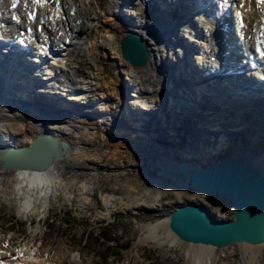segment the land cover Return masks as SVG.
<instances>
[{"label": "bare ground", "instance_id": "bare-ground-1", "mask_svg": "<svg viewBox=\"0 0 264 264\" xmlns=\"http://www.w3.org/2000/svg\"><path fill=\"white\" fill-rule=\"evenodd\" d=\"M208 1L212 2V0H197L193 3V7L191 5L188 7L189 11L194 9L198 14L197 17L191 18L190 23H194V25L197 27L199 26V28L202 27V30H204V34L198 39L186 38L179 40L177 28L186 20V17L184 14H180L175 20H167L161 15L162 8L155 6L154 0H39V2H37V0H0V33L11 35V32L16 28L18 31H14L15 36H20L25 32H29L32 37L35 38L37 36L41 38L37 39L36 42L30 39L27 41L38 44L40 48L37 49L39 51L42 49L43 53L47 55L45 57L49 58L48 53L50 54L51 51L58 55L56 57H59V54H62L60 50H63L65 47L62 46V48L59 49L57 43L50 41L44 36L43 30L49 31L48 33L59 40H61L63 32H65L64 36H66V39L75 40L76 38H81L83 40L85 34L79 36L76 32L77 25L75 24L76 18L79 17L78 14L83 13L88 20L89 32H95V36H98L99 32L110 33L108 37L101 36L102 40L97 44L95 43L94 47H101L105 51H110L120 60L121 69L118 68L116 72L118 83L112 82L109 86L112 93L118 94V85L122 86V84L129 85V92L130 89L131 91L134 90V93L132 92V95H134L133 98L130 99L128 97L130 93H125L124 96H122L123 109H126L124 108L126 99L129 98L127 102L132 110L130 113L132 114L130 121L127 119L129 113H127L126 116V111L124 110L125 113L123 112L122 115L113 116L114 123L113 126L111 125V128H105L106 131H109L107 136H114V139L111 138L114 143H119L121 139H123L122 135L124 133V135H126L124 138L131 137L130 141L133 142V144L135 143V147L145 144L143 146L145 151H154L157 156L159 155L157 163L162 167L163 174L165 173L164 175L172 176L176 179L177 183L181 182L180 184L183 185H186L185 178L183 175V177L179 175L176 170V162L179 158H189L191 160H196L198 158L200 163H204L215 158L222 159L229 155H238L242 156L247 163L257 167L259 171L264 172V118H262L264 116V102H262L264 101V91H262L264 83L260 87L258 85L260 83H251L254 85L250 86L245 84L246 87H243L238 81L230 82L232 81L231 76L237 73H233V70L236 69V65L239 71L242 69V66L238 63L232 65L230 62L228 50L230 47L232 53V45H236L234 43L236 39L232 36H230V38L225 36V33H230L228 26H233L234 31L238 35H236V37H238V41L241 44L239 51H233V56L238 57L237 59L240 60L241 58H246L242 56V53L248 51V53H251L253 56L250 62L252 67L256 69L254 74L256 73L259 76H263L264 56H261V52H264V0H214L212 9H216L217 6L221 7V5L223 8L225 7V11L217 10L216 12L211 9ZM167 2L169 4L173 3L175 7H178L180 0H167ZM196 9L199 12H197ZM204 12H209V14L205 16L202 14ZM25 16L28 19H26ZM22 19H24V21H22ZM198 19L200 20L196 21ZM218 21L220 22L218 23ZM238 22H242V25ZM129 29L138 33L139 36L144 39L148 47L149 56L143 65H133L123 58L121 54L119 45L120 38L123 33ZM208 30L210 34H208ZM220 30L223 33H220ZM218 32L220 37L217 36V38L219 39L215 37ZM177 40L179 42H177ZM20 41L26 40L22 39ZM182 41L184 44L190 42L192 45L194 42L198 45L197 53L195 52L193 58L194 64H192V66H188L184 60H179L177 57H175V61H171L172 59L170 60L169 58L175 55L174 51L177 48H179L182 53H186L187 51L189 53L192 52L190 48L191 45L189 46L188 44L187 48V44L184 45ZM33 43L31 44V48L35 49ZM47 45H49L47 49L48 53L45 50ZM94 47L93 51L95 49ZM64 56L65 54L58 62L52 59L54 63H52L49 68L53 69L57 66L61 69H69L66 64V57L64 58ZM21 59L25 61V58L21 57ZM32 59L36 60L35 68L39 66V63L44 64L47 61L42 54L39 58L32 57ZM205 62L209 64L205 65ZM46 64H48V62ZM3 65L6 67L9 66V64L5 62H3ZM197 65L201 66V71H196L195 68ZM215 67L219 69L218 71L223 73L222 86L217 87V93L210 94L211 96L207 99L209 103L214 104L220 109L215 110L211 114H207L208 117L204 118L205 121L203 117L198 118L200 124L199 121H197L198 123L194 121L197 115H193V112L188 110L189 108H185L187 112L186 118L191 122L194 121L188 125L192 139L186 151L180 153L181 150H178V152L173 148L162 149L157 145L150 144L148 139L139 141L135 135L126 134V131H124L126 129L122 126L124 122L128 123L127 125L131 130L136 129L138 133L150 139L151 136L144 134L143 129L146 120L151 116V122L158 123L159 126H162L160 120H167L166 122L169 123L171 127L176 125L175 119L177 116H180L178 119L181 118L182 112L180 108L184 107L183 105L185 102V98H183V92L185 91L183 89L185 88L182 87V83L185 84L186 81L191 79L196 83L195 85H197L198 82L202 83V87L207 86L209 88H214L213 86H209L205 81L212 79L213 75L215 78L220 77V74L211 73ZM220 68L222 69L220 70ZM24 72L25 71L19 72L18 69L12 67L7 68L2 73L0 72V76H4V79H1V84H5L6 81H8L4 88H0V92L5 95L4 93L15 86L22 78L26 80L27 76ZM19 73H23L21 76L22 78ZM66 74L69 75L72 73L67 72ZM32 78L33 76L31 75V78L25 82L31 81ZM244 88H250L251 92L260 97L263 95V97H261L262 101L260 100L261 105L254 100H248L246 95L242 92L246 90ZM21 91L24 96L29 94V92L24 89ZM230 91L232 94L238 92L234 95L236 99L233 98V96L230 97L231 95L228 94ZM119 92L123 95L122 88ZM18 93L19 92L16 90V96ZM140 93L146 94L147 98H137ZM197 94H199L197 95L198 97L203 99L204 96L201 91ZM24 96L22 95L21 99H24ZM229 98H233L238 104L233 100L230 102L231 100H229ZM16 99H18V97ZM226 101H229L231 106L235 104L236 106L239 105L238 109H235L234 113L229 106L228 109H224ZM179 103L181 105H179ZM162 105H165L168 111L157 113L159 112L158 106ZM178 105L180 108L174 109ZM18 107V109H22L24 106L18 105ZM147 107L151 110H147ZM246 108L249 110L250 108L253 109L254 113L252 114L249 110H245ZM34 109H38L37 106ZM36 111L37 110L33 112ZM19 112H13V116L9 117L0 110V143L2 142L0 150L10 143H29L35 134L41 132H49L57 136L59 140L65 139L68 142V148L64 149L60 156H55L53 163L45 170L10 169L0 166V193L2 192L1 194H3H0V200L3 198L10 202V197H14L18 200V213L21 217H29L31 214H36L39 219L46 215L49 204L59 191L57 188L64 187V181L61 179V170L59 167L64 164L66 159L70 161L73 160L74 166L82 167V164L85 162V156H83L84 154L79 155L75 152L68 153L73 150L72 142L69 138L71 134L69 135V132H67L64 127H60L51 122V120H60L59 116L45 112L41 116L42 119L46 120L44 123L39 122L34 124L31 122L29 129H27L24 128V124H20L21 126L19 125V122L22 121V119L19 118L21 114H18ZM249 115H251L250 117L252 118H250ZM230 116L233 118H230ZM245 116L250 119H246ZM243 117L247 122L239 123L240 118L242 119ZM228 119H230V121L233 119V121L229 122ZM229 126H231L232 129ZM196 134L198 137H195ZM246 137L252 138L253 141L249 144L250 146H254L253 148L244 143ZM240 139H242V142ZM127 142L126 145H128ZM117 145L118 144H116V146ZM227 145V150H223ZM199 147L202 150L201 152H199ZM231 148L234 149L230 150ZM228 150H230V152ZM114 152L110 155L113 156L115 154ZM222 152L226 154L224 155ZM105 154L107 153L101 148H97L90 159L96 160L97 158H102ZM177 178L182 180L178 181ZM87 179L88 178L82 182L81 186L82 189L86 191L89 189L87 182L90 183ZM75 181H77L75 180V176H72L67 182V186L73 184ZM200 192L204 194V192ZM158 193L157 195L160 197V192ZM111 199L112 197H105L108 206L114 204L111 203ZM143 200L146 202L148 199L143 198ZM157 201L158 200H152L154 203H149V205L154 206L157 204ZM140 203L141 202L138 200L135 202V205ZM135 205L132 204V206ZM141 235V239L129 255L128 264H131V262L132 264H139L137 256L146 245L159 248L167 259H173L178 257L179 254H182L186 262L185 264H220L223 257L231 254L233 250L229 246L234 244L240 245L243 249L244 264H258V257L253 251L249 259L246 257L245 252H247L248 249H252L253 246L263 245L264 247V241L257 244L233 242L221 247L184 241L169 228L167 217L154 223L144 224ZM33 245V242L29 241L24 244V247L11 253L0 251V258L4 259V264L14 262L22 264H55L49 262L51 259L60 264H88L86 259L80 261L71 258L66 261L65 256H68L70 249L60 250L56 255L49 257V260L45 258V249L41 250L36 245Z\"/></svg>", "mask_w": 264, "mask_h": 264}, {"label": "rangeland", "instance_id": "rangeland-1", "mask_svg": "<svg viewBox=\"0 0 264 264\" xmlns=\"http://www.w3.org/2000/svg\"><path fill=\"white\" fill-rule=\"evenodd\" d=\"M78 16L75 20L76 32L79 36L85 34L83 40L81 38L66 39L65 32L62 33L61 40H59L48 33L49 31L43 30L44 36L57 43L59 49L62 46L65 47V51L64 49L60 51L63 55H67L66 64L69 68L61 69L57 66L53 69L49 68L48 71L52 75L51 82L53 84L49 87L46 83L49 84L50 82H43L47 87L46 90L52 95L59 94L63 97L64 94L70 104L73 102L79 106L77 107L78 111L65 109V111L58 112L53 110L52 105L35 102L30 100L28 96L25 100L14 99L6 96V94L3 95L1 92L0 110L9 117L13 116V112L20 111L18 114L21 113L19 118L22 121L19 122V125L24 124V128L27 129H29L31 122L34 124L44 123L46 120L42 119L41 116L45 112L59 116L60 120H51V122L64 127L69 135L71 134L69 138L73 150L68 153L84 154L85 162L80 167L74 166L73 160L66 159L64 164L59 167L64 187L57 188L59 191L49 204V209L44 217L38 219L36 214L21 217L18 213L19 203L16 198L10 197V202L1 198L0 251L11 253L21 249L24 244L31 241L33 246L36 245L41 250H46L45 258L48 259L62 249H70L68 256H65L66 261L73 258L80 261L86 259L88 264H128L130 253L142 237L143 225L167 217L169 210L179 203L186 201L203 202L217 215L231 218V205L224 195L203 194L192 187L180 184L181 182L178 184L175 178L163 174L162 167L157 163L159 155L157 156L154 151H145L143 149L145 144L135 147V143L130 141L131 137H126L127 140L124 138L126 136L124 133L123 139L119 143L112 141L114 136H107L109 131H106L105 128L113 126V116L122 115L119 114L123 103L122 96L125 93H130L128 97L131 99L134 96L132 95L134 90L131 91L130 89L129 92V85L122 84V86L118 85V94L112 93L109 86L112 82L118 83L116 72L118 68L121 69L120 60L110 51H105L101 47H94L95 43L97 44L102 40L101 36L108 37L110 33L99 32L98 36H95V32L88 31L89 24L85 15L80 13ZM26 19L28 18L26 17ZM209 32L208 30V34H210ZM203 34L204 30L201 29L199 35L193 36V38H201ZM182 43L184 44L183 41ZM188 44L191 45L190 42ZM93 47L95 48L94 51ZM37 48H40L38 44ZM36 54L47 56L42 49L37 50ZM36 57L39 58V56ZM67 72L72 74L67 75ZM3 77L0 76V84L1 79H4ZM6 83H2L1 88H4ZM55 86L56 88H54ZM121 88L123 95L119 92ZM78 89L80 91H76ZM24 90L28 91L29 94L30 92H37V89L31 86L25 87ZM13 92L16 95V90ZM139 97L147 98L144 93H140ZM129 98L126 100L129 101ZM22 102L23 104H19ZM24 104L28 108L18 109V105L25 106ZM36 106L38 109H34ZM163 106L165 105L158 106V109L167 110ZM35 110L37 111L33 112ZM127 113L126 111V115ZM245 118L243 117L239 123H246ZM166 121L160 120L162 126L151 121L145 122L143 131L144 134L151 136L150 139L138 133L136 129L131 130L127 125L128 123L124 122L122 126L126 129L124 130L126 134L135 135L139 141L148 139L150 144L157 145L162 149L173 148L176 151L181 150L180 153L186 151L192 139L190 130L183 129L180 125L171 127ZM195 137L198 135L196 134ZM240 141L242 142V139ZM252 141L251 137H246L244 143L250 146L249 143ZM1 143L0 146H2ZM116 144L118 145L116 146ZM227 147L228 145L223 150H227ZM250 147L253 148L254 146ZM97 148H101L107 154L103 155L102 158H97L99 160L90 159ZM198 149L199 152L202 151L200 147ZM230 150L228 151L230 152ZM113 152L115 154L111 156L110 154ZM196 161L199 162L200 160L197 158ZM72 176H75L77 181L67 186V182ZM86 178H88L87 181H90V183L87 182V186H89L87 191L81 187ZM177 180L182 179L177 178ZM158 192H160V197L157 195ZM106 196L112 197L111 203L114 204L108 206L105 201ZM143 198L148 200L144 202ZM138 200L141 203L135 205ZM152 200H158L157 204L150 206L149 203H154ZM105 235L110 237L106 238ZM9 236L12 239H9ZM5 241L7 242L5 243ZM229 247L233 251L227 255L228 257H223L220 264H244V251L241 246L234 244ZM252 251L258 257V264H264L263 245L248 249L245 252L248 259ZM137 260L139 264L186 263L182 254L176 258L167 259L159 248L150 245L144 246L142 252L138 254ZM49 262L60 264L53 259Z\"/></svg>", "mask_w": 264, "mask_h": 264}, {"label": "water", "instance_id": "water-1", "mask_svg": "<svg viewBox=\"0 0 264 264\" xmlns=\"http://www.w3.org/2000/svg\"><path fill=\"white\" fill-rule=\"evenodd\" d=\"M119 45L123 58L133 65H143L149 56L144 39L131 29L123 33ZM27 86H31L30 81L26 85L21 83L20 89ZM13 91L10 92L14 99L17 97L21 99L22 95L24 96L20 90H17L19 92L17 96ZM24 97L21 100H25L26 96ZM44 97L46 96L41 94L35 97L28 96L35 102L45 101ZM126 105L127 100L125 107ZM23 108L28 106L25 105ZM65 109H74V107L68 104L65 108L56 111ZM124 110L131 112L127 108H121L120 113L122 114ZM200 114L205 121L204 118L208 116L204 113ZM129 116L130 114L127 117ZM194 121L200 123L198 118ZM194 121L185 122L184 125L189 128L188 125ZM67 148V140H59L49 132L37 133L29 143H10L3 147L0 150V166L42 171L53 163L55 156H60ZM176 170L179 175L184 176L186 185L207 194L227 197L232 211L231 218H224L203 202L186 201L177 204L169 210L167 219L169 228L180 239L217 247L233 242L257 244L264 241V172L238 155L215 158L204 163L189 158H179L176 162Z\"/></svg>", "mask_w": 264, "mask_h": 264}, {"label": "snow or ice", "instance_id": "snow-or-ice-1", "mask_svg": "<svg viewBox=\"0 0 264 264\" xmlns=\"http://www.w3.org/2000/svg\"><path fill=\"white\" fill-rule=\"evenodd\" d=\"M37 2H39V0H37ZM261 56H264V52H261Z\"/></svg>", "mask_w": 264, "mask_h": 264}, {"label": "trees", "instance_id": "trees-1", "mask_svg": "<svg viewBox=\"0 0 264 264\" xmlns=\"http://www.w3.org/2000/svg\"><path fill=\"white\" fill-rule=\"evenodd\" d=\"M106 236V238H109L110 236H108V235H105Z\"/></svg>", "mask_w": 264, "mask_h": 264}]
</instances>
